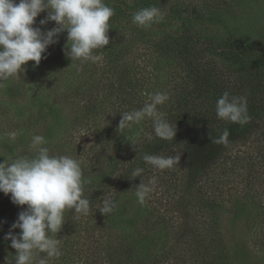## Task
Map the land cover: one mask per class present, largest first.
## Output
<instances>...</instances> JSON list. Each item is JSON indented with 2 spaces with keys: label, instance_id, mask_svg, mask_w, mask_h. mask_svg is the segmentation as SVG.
<instances>
[{
  "label": "trees",
  "instance_id": "obj_1",
  "mask_svg": "<svg viewBox=\"0 0 264 264\" xmlns=\"http://www.w3.org/2000/svg\"><path fill=\"white\" fill-rule=\"evenodd\" d=\"M242 1L104 0L115 14L97 62L71 61L64 31L39 65L28 61L18 76L0 81V163L31 155L32 136L43 135L51 154L80 161L88 181L91 211L65 212L52 234L62 255L49 264H232L221 215L234 191L250 197L258 226L253 244L264 252V42H244L228 27ZM152 6L163 13L159 22H131L135 11ZM46 16L33 25L42 32L57 26L40 25ZM225 91L246 98L247 123L217 117ZM156 92L169 97L157 110L176 127L174 138L157 137L148 118L118 129L122 113ZM225 129L227 141L212 142ZM13 131L15 141L5 135ZM145 154L180 160L159 170ZM138 167L141 177L131 178ZM153 177L138 214L135 187ZM106 197L116 206L105 216L98 206ZM26 208L0 192V264L16 254L5 236L19 235L11 226ZM151 230L163 240L155 242Z\"/></svg>",
  "mask_w": 264,
  "mask_h": 264
},
{
  "label": "clouds",
  "instance_id": "obj_2",
  "mask_svg": "<svg viewBox=\"0 0 264 264\" xmlns=\"http://www.w3.org/2000/svg\"><path fill=\"white\" fill-rule=\"evenodd\" d=\"M45 11L47 16L39 21L40 25L53 21L57 26L42 32L40 27L33 25ZM114 14V9L104 0H0V81L18 76L28 61L39 65L42 54L58 42L55 38L64 31H67L65 55L71 61L97 62L100 57L95 50L109 44V20ZM162 18L163 13L158 7H144L132 14L131 22L139 27H149ZM168 99L166 93L148 94V101L143 107L122 113L118 129L131 127L148 118L153 121L157 137L164 140L174 138L176 127L157 110ZM216 115L231 123H247L250 117L246 98L230 96L225 91L216 102ZM5 135L15 141L17 133L13 131ZM228 135L225 129L212 142L224 143ZM47 143L43 135H33L31 155L17 156L0 163V192L10 194L12 203L27 206L11 226L21 230L19 235L10 231L5 236L16 250L12 259L15 264H49L51 260L58 259L62 255L60 241L52 234L61 230L65 212L87 216L91 211V202L84 196V185L88 181L83 177L80 161L69 155L51 154L45 146ZM179 160L180 156H143L146 164L159 170L171 169ZM142 172V168L134 169L131 178L141 177ZM155 184L153 177L148 184L142 181L135 187L139 204L144 203ZM115 206V201L106 197L98 209L106 216L112 213ZM12 260H7L6 264H12Z\"/></svg>",
  "mask_w": 264,
  "mask_h": 264
},
{
  "label": "rangeland",
  "instance_id": "obj_3",
  "mask_svg": "<svg viewBox=\"0 0 264 264\" xmlns=\"http://www.w3.org/2000/svg\"><path fill=\"white\" fill-rule=\"evenodd\" d=\"M234 17L226 20L233 35L244 42H264V0H243L234 10ZM230 204L222 212L231 252L232 264H264V252L253 244L258 226L249 196L232 192ZM143 206L137 202L136 212ZM126 210H124L125 214ZM126 219V215L123 217ZM155 242H161L163 234L151 230ZM161 240V241H160ZM160 244V243H159Z\"/></svg>",
  "mask_w": 264,
  "mask_h": 264
}]
</instances>
